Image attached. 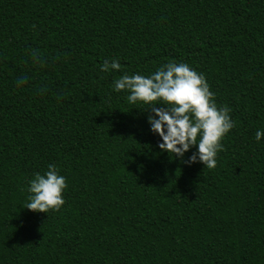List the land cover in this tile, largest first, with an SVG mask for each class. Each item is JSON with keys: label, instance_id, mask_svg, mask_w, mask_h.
I'll use <instances>...</instances> for the list:
<instances>
[{"label": "trees", "instance_id": "trees-1", "mask_svg": "<svg viewBox=\"0 0 264 264\" xmlns=\"http://www.w3.org/2000/svg\"><path fill=\"white\" fill-rule=\"evenodd\" d=\"M170 61L230 109L215 168L161 150L148 106L113 91ZM257 128L264 0H0V264H264ZM49 164L65 203L30 211Z\"/></svg>", "mask_w": 264, "mask_h": 264}, {"label": "clouds", "instance_id": "clouds-1", "mask_svg": "<svg viewBox=\"0 0 264 264\" xmlns=\"http://www.w3.org/2000/svg\"><path fill=\"white\" fill-rule=\"evenodd\" d=\"M117 60H105L102 71L119 70ZM23 79L19 83H23ZM113 91L127 92L129 103L141 102L151 110L147 116L150 131L160 137L158 147L184 161L185 153L193 146L185 163H202L204 168L216 167L221 140L233 128L230 109L218 107L215 93L202 73L186 62L170 61L148 76L123 74L113 81ZM161 107H157V105ZM259 141L264 129L254 133ZM66 178L56 165L49 164L43 174L36 172L29 180V193L24 207L30 211L48 213L59 210L65 203Z\"/></svg>", "mask_w": 264, "mask_h": 264}]
</instances>
